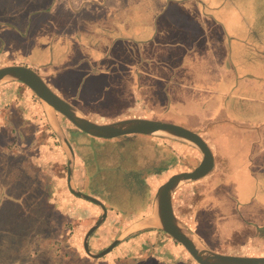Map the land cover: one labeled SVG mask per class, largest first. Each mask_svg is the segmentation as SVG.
Returning <instances> with one entry per match:
<instances>
[{
  "label": "rangeland",
  "instance_id": "rangeland-1",
  "mask_svg": "<svg viewBox=\"0 0 264 264\" xmlns=\"http://www.w3.org/2000/svg\"><path fill=\"white\" fill-rule=\"evenodd\" d=\"M30 1L32 0H0V23L23 25L25 13L32 12L31 8H28ZM225 1L226 4L220 0H205L209 6L219 8L217 11L222 15L223 24L228 32L209 28L217 24L209 20L210 18L201 16L200 9L193 2L171 1L159 18L158 24L161 22V28L164 27L162 21L167 19L173 24V29L166 25V32L158 31L152 46L156 43L157 45L153 49L149 43H142L140 46L128 40L112 43L111 59L109 58L112 61L107 63L114 65L116 62L118 65L112 66L111 75L100 73L89 75L90 83L85 82L81 92L88 91L90 94L81 99L79 104L94 108L100 114L97 119L100 122L130 115L137 116L130 108L133 100L127 95L125 98V93L129 89L124 84L128 85L134 81L136 75L134 67L139 63L138 68L144 72L142 81L149 82L151 86L149 102H153L156 106L153 112H146L143 116L175 122L179 118L178 114L186 115L190 124L199 125L202 119L216 114L220 109V99L216 95L218 89L215 84L221 79L225 67L220 61L224 55V35L234 36L233 28H238L242 30L239 33L240 36L244 33L257 34L262 45L264 44V0ZM106 3L107 7L86 5L79 13H76L75 17L66 0H56L52 8L54 16L43 13L33 16L31 28L37 23L47 22L49 18L56 17L54 22L57 23V28L72 32L76 18V26L80 24L83 33L96 38H99L101 33L110 31V34L122 38L134 36L136 39L143 40L150 36L152 17L163 7L164 0H106ZM8 37L6 35V38ZM257 53L263 55L260 48ZM262 63L264 64V61ZM251 67L252 63L247 69L250 70ZM260 69L264 70V66ZM261 72L255 67V78L259 76L261 79ZM92 82L95 83L96 88ZM119 84L122 85L117 86ZM104 86L109 87L106 92L111 94L101 92ZM208 86L211 87V92H207ZM1 87H4V90L0 92V107H15L14 102L10 101L11 96L16 95L17 102L21 101V104H18L20 107L30 108L35 105L36 108L38 106L41 108L40 100L23 84L4 82L0 84ZM262 87H257L255 91L249 88L246 90L248 95L241 97L237 94L240 98L230 99L225 106V111L231 121L216 124L212 127V131L206 132V138L213 148L216 160L230 161L227 169L224 170L225 173L231 172L236 165L241 164L250 154L259 150L260 142L252 148L244 141L245 138L249 141L252 133L253 137L254 130L233 125L264 118V88ZM22 93L27 95L23 96ZM165 107L167 110L164 109ZM42 113L35 121L31 118L32 121L27 123L28 125L20 121L19 117L16 120L13 119V131L19 134L21 130L25 140L29 142L40 140L39 143L46 145L45 133L42 136L34 132L36 127L34 125H40V121L43 126L47 125ZM55 117L61 131L76 153L73 166L74 177L80 178L83 182L82 184L79 182L78 187L74 186L99 200L103 197L109 198V203L112 207L118 208L119 212L138 209L140 203L146 201L150 195V188L145 187L141 179L142 175L145 176V172L142 174L140 171L144 168L162 167V173H152L150 170V174L155 179L148 180L149 184L146 183L153 188L147 202L149 208L147 207L145 212L141 211L137 215H131L133 213L130 212L125 215L115 214L110 211L104 225L91 238V245L94 247L92 246L93 249L89 247L90 250H102L105 247L103 241L115 238L130 221L148 213L158 180L163 181L172 173L193 168L200 155L195 148H179L176 165L170 167V171L163 172L168 165L167 160L171 156V151L164 144H156L154 141L156 138L153 136L134 134L113 139H97L75 129L58 112H55ZM258 134L262 137L264 144V125L260 132H257ZM48 135L50 141L48 148L45 149L47 152L45 158L49 161L48 196L40 195L41 190H35V187L30 185L33 180L35 181L34 176L40 171L39 167H42L41 163L44 161L40 158L36 160L33 156L27 163L25 156L13 155L10 154L11 151H8L10 149L0 148V264H132L130 258L114 257L107 261L106 257L102 256L94 259L83 250L82 241L87 230L83 228L80 232H76L78 228L76 221L79 218L81 226L88 225L92 219L99 216L101 209L97 206L95 208L92 202L74 196L68 190L64 180L67 160L62 157V154L56 152L54 147L56 140L59 142L57 144L60 149L63 147L55 132ZM27 149L28 147L19 148V151L24 154ZM34 151L36 149H33ZM159 154L164 161L161 165L154 162ZM263 157L264 152L260 154L257 152L253 158L255 159L253 173H256L255 177L258 180L251 178L245 167H241L234 172L235 182L231 181L222 190H208L209 192L206 191L203 194L198 211L196 204L202 193L199 194L197 190L195 194L187 192V199L185 198L186 200L184 199L185 201L183 200L178 206L185 213L182 215L186 225L206 246L223 247L221 252L224 253L264 255V168L261 170ZM22 162L27 164L22 165ZM56 177L58 178L55 180ZM59 179H61L59 183L56 182ZM76 203L83 205L81 207H86L85 209L90 207L93 212L86 214L82 211L76 212ZM55 205L62 208L53 210ZM68 208L71 209L68 210ZM73 208L75 210H72ZM85 215H90L92 219L86 218ZM32 230L34 235L41 233L44 238V241L37 246L38 256L31 255L29 243L35 244V240H29L32 238ZM143 230L135 235L134 243L131 244L133 254L146 256L160 251L175 254L177 258L183 260L172 264H197L182 246L178 247L176 242L174 243L177 246L163 248L160 238L165 237L174 241L168 235L161 231ZM69 238L71 240L76 238L74 250L68 244L71 241L68 240ZM223 240L230 242H221ZM249 240H253L254 246L257 247L253 248ZM109 241L104 242L105 245H108ZM129 253L132 254L131 251ZM139 264H156V262L149 258Z\"/></svg>",
  "mask_w": 264,
  "mask_h": 264
},
{
  "label": "crops",
  "instance_id": "crops-1",
  "mask_svg": "<svg viewBox=\"0 0 264 264\" xmlns=\"http://www.w3.org/2000/svg\"><path fill=\"white\" fill-rule=\"evenodd\" d=\"M55 1L56 0H32L30 1L28 3V8H31L32 12L25 13V19H24L25 23L23 22V25L21 26H18L16 23H10V24L0 23V66L22 65V66H26V67L33 69L34 71H36L38 74L41 75L43 80L49 85V87L57 95H59L62 99L69 102L81 114H83L84 116L94 121H98L97 119H99L100 114L97 111H95V109L92 108L91 106L83 107L79 104L81 99H83L86 95L90 94L88 91L81 92L82 85L83 84L85 85V82L89 80L88 77H90L94 73H100L103 75H111L112 66L118 65V63L116 62L114 63V65L107 63L108 61L109 62L112 61V60H109V58L111 59V50L113 47L112 43L118 40H128V41L133 42L137 46H140V44L142 43H149V45L151 46V49H153L154 46L157 45L156 43L154 46H152L154 44L153 41L158 31L166 32L167 30L166 25L170 26V28L173 29V24L169 23L167 19H163L164 21H162L165 25L164 27L161 28L160 26L161 22L158 24L159 18L164 14V12L166 11L171 1L177 2V3H182L184 1L193 2L196 5V7L200 9L201 16L208 17L210 18L209 20H211L214 24L215 23L217 24L216 25L217 27L211 26L209 28H212V29L216 28L217 31L220 30L221 32H228L227 28L223 24L222 15L217 11V9L219 8H214L212 7V5L209 6L205 2V0H164L163 7L157 12H155L152 17L150 36L147 38H144L143 40L136 39L134 36L122 38L117 35L110 34V31L103 32L100 34L99 38H96L93 35L83 33L81 31L80 24L76 26V18L74 21V29L72 32H65L62 28H57L58 27L56 26L57 23L54 22V20L57 19L56 17L49 18L51 21L49 20L47 22L43 21L41 23H37L36 26H33L31 28L33 16H37L42 13L46 15L54 16L52 8L55 4ZM66 1L68 3V6L72 14L75 17H76V13H79L82 9H84L86 5H89V4H95L101 7H107L106 0H66ZM221 1L223 4L224 3L226 4L225 0H220V2ZM233 29H234L233 31L234 36L231 37L230 35H224L223 37L224 42H225L224 49H223L224 55H223V59L220 61L222 62L221 65L225 67H224V71L221 76V79L219 80L218 83L215 84V86L218 89L216 91L217 93L216 95L220 99L219 111L216 114L209 116L207 119H202L199 125L190 124V122L186 119V115L180 116L179 114H178L179 118L175 122H172V123L182 124L190 129L197 131L201 135V137L207 142L209 147L211 148L213 157H214V167L207 175L195 181V183H184L183 185L179 186L178 189L173 194L172 204H173L174 211L176 215L183 221H184V217L182 214H185V213H183L181 208L179 209L178 206L183 201L184 195L187 193L188 190L189 191L191 189L194 191L197 190L199 194L202 193L200 195V199L198 203L196 204L197 207H200V204L202 202V197L204 196L203 194H205L206 191L222 190L226 185L230 184L231 181L235 182L236 174L234 172H236L241 167H245V170L247 171L248 175H250L251 178L258 180V178L255 177L256 173L255 172L253 173V170H255V167H254L255 159L253 158L257 155V152L258 154H260L261 152H264V144H263L262 137L260 136V134L257 135V132L259 133L260 129L264 125V118L252 121L250 123L249 122H238L235 125L232 124L235 127L254 130L253 137H252V134H253L252 133L249 136V141L246 138L244 140L246 144L247 143L249 144V147L254 148L257 142H260L261 145L258 147L259 150L254 151L252 154H250L249 157L245 158V160L241 164L236 165V167L233 168L231 172H227V173L224 172L225 168L227 169L230 161L223 158L224 161L218 162L216 160V156L213 151V148L209 140L206 138V132L212 131V127L214 125L231 121L228 118L226 111H225V106L230 99H235V97L240 98V96L244 97L245 95H248L246 93V90H248L249 88H252V90L255 91L257 87L259 88L264 85L263 84L264 83V70L260 69L261 67L264 66V64L262 63V61H264V44L262 45V42L258 38L259 35L257 34L244 33L242 36H240L239 33L242 30L238 28H233ZM6 35H8L9 37L6 38ZM259 48H260V51L263 53V55L257 53V50ZM152 61L150 60V62ZM250 63H252V67L250 70H248L247 68L250 65ZM133 66L135 65L133 64ZM138 66H139V63H137L136 67H134V71H135L134 74H136L134 81L128 85L124 84V86L129 89L125 93V98L127 95L129 99L133 100V105H130L131 106L130 108L133 114H137V117H145L143 115L144 114L146 115V112H149V113L153 112L156 106L154 105L153 102H149V99H150L149 94H150L151 86L148 84L149 82L146 83L142 81V75L144 74V72H142L140 68H138ZM255 67L259 69L260 72L262 71L261 79L259 76L255 78L254 76ZM89 83L90 82L88 81L87 84ZM92 84H94L95 86V83L92 82ZM120 85L122 84H119L117 86H120ZM101 89H102L101 92H106L109 90V87L104 86ZM3 90H4V87L3 88L1 87L0 92H3ZM206 90L207 92H211V87L208 86ZM223 90H225V92H223ZM113 91L114 89L112 90V92ZM108 93L111 94V92H106V94ZM22 94L23 96L27 95L26 93H22ZM237 94H240V96H238ZM17 100L18 98L16 97V95H14V97L11 96L10 102H14L15 107H8V108L0 107V148L10 149L8 151L9 152L11 151L12 153L10 152V154H13V155L20 154L22 156H25L27 163L29 162V159L32 158L33 156H34V159L36 160H38L39 158L42 159L44 162L42 161L43 162L41 163L42 167H39L40 171L36 172L34 176L35 181L33 180L31 184L30 183L28 184L35 187V190L40 189L41 190L40 195L48 196L49 194H48L47 185L49 181V173H48L47 166H48L49 161L47 158H45L46 157L45 155L47 154L45 149L48 148L47 147L49 145L48 142L50 141L48 134L49 133L52 134V132L54 131L48 123V120H47V117L45 115L44 108L42 107V105H41V108L40 106L36 108L35 105H32V107L30 108H24L18 105V104H21L20 103L21 101L17 102ZM32 104H33V101H32ZM164 109H166V107ZM42 111L44 113L48 126L47 125L43 126L42 122L40 121V125H36V124L34 125V127L36 126L34 128V132L37 134L40 133L42 134V136H43V133H45L46 145L41 142L39 143L40 140L37 142H34L33 140H31V142L25 140V137H23V133L21 130H19V134L13 131L14 130L12 126L13 119L16 120L17 117H19L21 118L20 121L25 123V125H28L27 123H31L30 121H32L31 118L32 119L34 118V121L39 119ZM176 111H178V109H176ZM129 114H132V113H129ZM130 116H134V115H130ZM130 116H124V117H130ZM145 118H148V117H145ZM150 119H153V118H150ZM103 122H106V121H103ZM154 138L157 139L160 137H154ZM156 139L154 140L155 143L164 144V146H166L171 151V156L174 157L173 160L171 159L168 167L165 168L166 170H164V172L168 170L170 171V167L176 165V162L178 160L176 156L177 149L186 148V147L188 149L194 148L190 145H186L184 143L174 141V140L163 138L164 140L160 139L156 141ZM57 142L58 141L56 140V144L54 145L56 152H59L60 154H62V157L63 158L65 157L67 160L66 152L63 149H60V146L57 144ZM26 147H28V149L25 150L24 154H21L19 151V148L22 149ZM33 149L34 150L36 149V151H34L35 153L33 152ZM73 152H74V164H75L76 153L74 150ZM253 155L255 156L252 157ZM198 156L199 158H198L197 163L200 160V155ZM27 163L22 162V165L27 164ZM263 168H264V157H263V161H261V170ZM220 170H222V172ZM140 172L142 174L143 172H145V176L142 175L141 179L145 183L146 187L150 188V191H149L150 195L148 194L149 195L148 198L150 199L153 188L151 186H147V184H149L148 180L155 179V177L150 174V169L144 168ZM26 174L28 175V172H26ZM57 178L58 177H56L55 180ZM165 179L166 178H164L163 181ZM60 180L61 179H59L56 182L59 183ZM64 180L66 184V177ZM161 181L162 179L158 180L157 184L155 185V189L161 183ZM72 182L74 185H76V187H78L83 182L82 180L80 181V178L76 179V177H74V167L72 171ZM79 182L80 184L78 185ZM63 183L64 181L62 179V185ZM60 186H61V183H60ZM77 189L79 190V188ZM55 194L56 193H54V195ZM34 195L36 197L37 193L35 192ZM182 195H183V198H182ZM180 198L182 199L180 200ZM107 199L106 197L100 198V201L103 204L104 202H106V204H104L106 207V216L103 219V221L100 223V225L92 232V234L90 235L88 239V244H89V247L91 248L93 246L91 245V238L95 236L94 234H96L99 231V228L104 225V222L106 221L108 213L110 211L114 212L115 214H124V215L126 213H129V212H119L117 210L118 208L112 207L109 201L107 202ZM81 206L83 205L81 204L76 205V212L82 211L84 214L93 212V210L90 209V207H88V209H85L86 207H81ZM93 206L95 208L96 206L99 207L96 204ZM58 207L60 208L61 206L55 205V207H53V210H56ZM147 207L149 208L148 204L144 205V208H143L144 210L135 209L133 210L134 212H130V213H133L131 215H137L141 211L145 212L147 210ZM70 209L71 208H68V210ZM72 210H75V208H73ZM150 213H151V207L148 213H144L143 215H140L137 219L130 221L129 224L124 226V228L121 229V231L115 236V238L121 232H123L130 224L136 222L137 220L143 218L144 216L149 215ZM85 216L86 218L92 219L90 215H85ZM98 218L99 216L96 219H92L91 223H89L88 225H83V226L79 224V218H78L76 221V225H78L76 232H80L83 228L86 231L91 225H93V223ZM146 229L154 230L156 232L160 231L155 228H146ZM33 231L34 230L31 231L32 238H30L29 240L31 241L35 240V244H32L30 242L29 246H30V249L32 250L31 255L38 256L39 252L37 251L39 250H37V246L38 244L44 241V238L41 235V233L40 234L36 233L34 235ZM141 231H144V230L142 229ZM141 231L139 230V231L133 232L132 234L131 233L128 234L120 243H118L114 248H112L107 254L103 256L106 257L107 261H109L110 259L114 257H122L124 259L130 258L133 262L132 264H139L142 261L148 260L149 258L154 260L156 264H172L175 261L177 262L183 261L177 258L175 254L171 255L170 253H166V252L161 253L160 251L156 253H153V252L149 253L146 256H143L142 254L140 255L133 254L134 250L131 244L134 243V240L136 238L135 235ZM37 237H41V238L38 239ZM113 239H110V241L109 239H107L106 241H103V244H104L103 246L105 247L107 246L105 245L104 242L109 241L111 243ZM160 239H161V245L163 248H165V246H173V247L177 246L176 243H174L175 241H171L170 239H167L165 237L164 239L162 238ZM68 240H71V239L69 238ZM246 241L244 243H246ZM69 242L68 244L69 246H71L70 248L74 250V248L76 247V242H77L76 238H73ZM249 242L252 246L255 245L253 240H249ZM98 244L99 243H97V245ZM179 246L180 245L178 244V247ZM255 247L257 246H254L253 248ZM208 248L214 251H218V252L223 251L222 250L223 247H219L218 249L215 246L214 247L208 246ZM92 251H96V250H92ZM130 251L132 252V254L129 253ZM30 258L32 257L30 256ZM99 258H94V259H99Z\"/></svg>",
  "mask_w": 264,
  "mask_h": 264
},
{
  "label": "water",
  "instance_id": "water-1",
  "mask_svg": "<svg viewBox=\"0 0 264 264\" xmlns=\"http://www.w3.org/2000/svg\"><path fill=\"white\" fill-rule=\"evenodd\" d=\"M18 82L30 89L40 100L49 125L59 138L67 155L66 185L76 197L92 202L101 208L99 218L85 232L82 246L92 258L107 254L128 234L146 228H155L168 235L188 253L197 264H264V255L248 256L211 250L191 231L175 213L173 194L184 183H193L207 175L214 167L211 148L201 135L182 124L145 117H123L108 122H99L81 114L69 102L57 95L33 69L22 65L0 66V84ZM55 112L62 115L75 129L97 139H113L126 135L141 134L174 140L194 147L200 154L199 162L191 169L170 174L154 191L151 213L130 224L104 249L92 252L88 239L106 216L105 205L96 197L78 190L72 182L74 152L65 134L61 131Z\"/></svg>",
  "mask_w": 264,
  "mask_h": 264
},
{
  "label": "trees",
  "instance_id": "trees-1",
  "mask_svg": "<svg viewBox=\"0 0 264 264\" xmlns=\"http://www.w3.org/2000/svg\"><path fill=\"white\" fill-rule=\"evenodd\" d=\"M151 139H152V137H151ZM160 139H161V140H164L163 138H160ZM160 139L158 138V140H160ZM173 158H174L173 156H170V158H168V160H167L168 165H169L171 159L173 160ZM154 162H155L156 164H158V165H159V164L161 165V164L164 162V161H163V158H162V156H161V154H159V155L155 158V161H154ZM168 165H167L165 168H167ZM150 170L152 171V173H162V172H161L162 167H160V168H158V169H156V167H153V168L150 169ZM164 170H165V169H164ZM163 172H164V171H163ZM142 182H143V181H142ZM143 183H144V182H143ZM144 186L146 187L145 183H144ZM187 192H188V193L195 194V191L192 190V189H191L190 191L188 190ZM188 193H186V194L184 195V199H185V198L187 199L186 195H188ZM180 197H181V196H180ZM182 198H183V195H182ZM182 198H180V200H181ZM184 199H183V200H184ZM186 199H185V200H186ZM108 200H109V198L107 199V202H108ZM185 200H184V201H185ZM147 202H149V198H147L146 201H143L142 203H140V207H141V208L139 207L140 209H139V208H138V209L141 210L142 207H144V205L147 204ZM180 202H181V201H180ZM142 205H143V206H142ZM198 206H199V204H198ZM198 208H199V207L196 206V210H197V211H198ZM138 209H137V210H138ZM132 211H133V210H129V212H132ZM197 211H196V213H197ZM136 212H137V211H136ZM194 212H195V210H194ZM158 232H160V231H158ZM221 242L229 243L230 241L223 240V241H221ZM215 247H216V246H215ZM217 248L219 249V247H217ZM178 263H180V262H178Z\"/></svg>",
  "mask_w": 264,
  "mask_h": 264
},
{
  "label": "flooded vegetation",
  "instance_id": "flooded-vegetation-1",
  "mask_svg": "<svg viewBox=\"0 0 264 264\" xmlns=\"http://www.w3.org/2000/svg\"><path fill=\"white\" fill-rule=\"evenodd\" d=\"M104 204H106V202H104Z\"/></svg>",
  "mask_w": 264,
  "mask_h": 264
}]
</instances>
